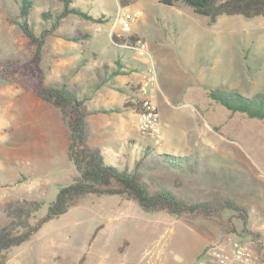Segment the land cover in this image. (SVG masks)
I'll return each mask as SVG.
<instances>
[{"label":"rangeland","instance_id":"obj_1","mask_svg":"<svg viewBox=\"0 0 264 264\" xmlns=\"http://www.w3.org/2000/svg\"><path fill=\"white\" fill-rule=\"evenodd\" d=\"M29 1L27 22L36 34L50 28L64 9L60 0ZM21 3L0 0L1 62H25L33 53L18 26L8 22L18 20ZM69 8L101 22L73 13L63 19L56 34L82 32L92 39L69 49L49 36L42 48L44 84L73 90L71 79L81 83L89 78L91 42L99 50L96 60L112 56L99 34L112 23L119 25L115 17L121 8L139 11L130 30L149 44L144 80L151 79L149 94L155 91L159 113L156 143L138 132L135 145H112L110 151L108 141L97 143L107 137L91 131L88 146L99 149L119 171L137 167L150 193L163 186L192 202L231 201L249 217L244 223L230 209L210 221L148 214L122 197L87 195L43 224L29 241L6 251L4 264H195L196 250L218 243L222 234L240 238L258 253V261L264 259V121L231 112L208 96L214 89L264 95V16L221 15L210 24L177 0H138L127 7L120 0H72ZM15 89L35 98L30 89L0 80V224L8 221L5 206L20 200L42 202L36 217L42 216L59 188L78 176L67 160L68 130L59 110L33 102L25 112L31 105L26 100L15 104ZM89 90L84 87L86 94ZM141 144L189 159L176 160L177 167L151 156L143 159Z\"/></svg>","mask_w":264,"mask_h":264},{"label":"trees","instance_id":"obj_2","mask_svg":"<svg viewBox=\"0 0 264 264\" xmlns=\"http://www.w3.org/2000/svg\"><path fill=\"white\" fill-rule=\"evenodd\" d=\"M64 9L56 16L50 28L36 34L27 22L32 3L22 0L20 13L16 19L8 22L18 26L28 46L33 48L31 58L25 62L0 61V80L17 83L30 89L33 95L59 110L61 119L68 130L67 160L71 162L78 172V176L69 185L59 188L55 198L51 201L46 212L36 217L43 203L35 200H20L10 202L5 206L4 213L7 223L0 224V264H4V253L13 247L20 246L29 241L43 224L65 214L78 201L87 196H118L133 201L145 213L163 212L171 216L182 215L202 216L212 219L220 216L225 209L237 212L240 218L247 221V210L231 201L213 199L208 202H192L189 199L176 197L163 186H159L154 193H150L142 183V176L135 167L133 171L127 169L119 171L113 164L105 162V158L97 148L88 146V128L86 125V111L82 102L73 92L68 91L64 85L44 84V74L41 69L42 48L49 36H59L67 41L82 42L90 38L88 33L75 32L69 35L56 34L61 22L69 13L92 21L90 16L77 9L69 8L72 0H60ZM138 0H120L121 7H127ZM192 11L207 17L210 24L215 23L221 15H242L244 18L264 16V0H177ZM168 4V2H166ZM48 19L49 14H44ZM56 34V35H55ZM135 41L137 39H134ZM208 96L221 103L231 112H242L249 118L264 121V95L255 94L252 97L243 96L235 91L222 89L210 90ZM135 145V141L129 142ZM143 151V159L147 156L156 159L159 163H169L177 167L176 160H188L189 157H176L168 153H157L151 145H139ZM141 164L140 161L137 165ZM166 165V164H163ZM149 178L154 179L153 176Z\"/></svg>","mask_w":264,"mask_h":264},{"label":"crops","instance_id":"obj_3","mask_svg":"<svg viewBox=\"0 0 264 264\" xmlns=\"http://www.w3.org/2000/svg\"><path fill=\"white\" fill-rule=\"evenodd\" d=\"M119 27L121 28L120 25H113L112 23L110 30L107 33L99 34L104 35L103 41L99 40V42L104 44L103 46L106 47V50H111L113 55L96 60L95 56L98 55L99 50L97 49V44L91 42L88 52L93 56V60L88 67L89 72H91L89 78H86V80L81 83L71 79V87L73 90H70L68 86L64 85L65 88L68 91L73 92L83 104V108L87 113L85 121L89 137L91 131L94 135L107 137V139L100 140L97 143L105 146V141H108L109 147L112 145L120 146L137 139L138 130L136 112L139 110L140 100L138 89L145 81V68L148 65L147 59L143 56L147 53L138 54L133 49L128 48L135 42L134 39H141L143 41H146V39L137 35L136 32L132 30L133 27L127 32L123 30L120 32ZM55 38L58 40V45L67 46L69 49L80 44V42L67 41L59 36H56ZM91 39L92 36L90 35L88 41ZM82 54L83 52L80 53V55ZM44 64L45 57L42 52L40 66L43 74ZM81 67V64L77 65V69H80ZM73 72L77 73V70ZM53 84L54 83L50 85ZM86 86L90 89L87 94L84 91V87ZM78 89L81 91H78ZM151 91V96L155 102V91L152 89ZM12 98L15 104H19L21 100H26V102L30 103L31 107H25V112L31 111L33 102H35L36 105L40 103L46 104L39 98H34L28 92L23 94L19 89L14 90ZM111 149L112 148L110 147V151ZM247 215L249 217L248 213ZM180 217L181 216H179V218ZM191 217L194 219V217L200 216ZM202 219L211 220L205 218ZM188 221L190 222V220ZM219 229L221 230L220 227ZM220 236L218 243H223L226 235L224 237L223 234ZM236 239H238L240 243H245L240 241V238ZM208 243L209 242H207V244ZM204 247L205 246L202 245L196 250L197 258L195 259V263L198 258L202 257L206 249ZM258 264H264V259L260 260Z\"/></svg>","mask_w":264,"mask_h":264},{"label":"built area","instance_id":"obj_4","mask_svg":"<svg viewBox=\"0 0 264 264\" xmlns=\"http://www.w3.org/2000/svg\"><path fill=\"white\" fill-rule=\"evenodd\" d=\"M139 11H129L121 8L115 17L123 31L127 32L139 19ZM138 54L147 53L146 41L137 39L130 47ZM151 80V79H150ZM146 80L139 87V110L136 112L137 130L147 139L158 142L160 140L159 113L157 106L149 94V81ZM258 253L248 244L240 243L232 235H227L223 243L210 244L206 247L202 257L195 264H258Z\"/></svg>","mask_w":264,"mask_h":264}]
</instances>
